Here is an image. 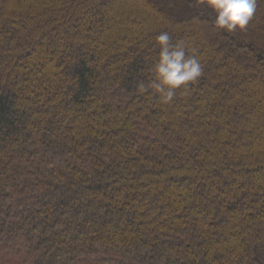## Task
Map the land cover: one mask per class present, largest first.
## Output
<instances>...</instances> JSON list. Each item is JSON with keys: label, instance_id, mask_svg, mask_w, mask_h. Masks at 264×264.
I'll return each instance as SVG.
<instances>
[{"label": "trees", "instance_id": "1", "mask_svg": "<svg viewBox=\"0 0 264 264\" xmlns=\"http://www.w3.org/2000/svg\"><path fill=\"white\" fill-rule=\"evenodd\" d=\"M24 1L0 0V264H264V0L231 32L202 0ZM165 31L203 67L168 103Z\"/></svg>", "mask_w": 264, "mask_h": 264}, {"label": "clouds", "instance_id": "2", "mask_svg": "<svg viewBox=\"0 0 264 264\" xmlns=\"http://www.w3.org/2000/svg\"><path fill=\"white\" fill-rule=\"evenodd\" d=\"M215 12L214 24L226 31L245 29L256 11V0H202ZM171 37L165 31L156 36L159 52L154 66V80L151 88L165 103L170 102L177 89L195 83L203 74L199 59L189 56L183 44H171ZM143 93L146 88L138 86Z\"/></svg>", "mask_w": 264, "mask_h": 264}, {"label": "rangeland", "instance_id": "3", "mask_svg": "<svg viewBox=\"0 0 264 264\" xmlns=\"http://www.w3.org/2000/svg\"><path fill=\"white\" fill-rule=\"evenodd\" d=\"M13 4V3H12ZM23 6H26L27 9H29L28 11H30L31 13L35 12V8L38 7V5L40 4V0H30V4H27V0L24 1V3L22 2ZM9 9V8H8ZM118 9L117 5H113L112 8L110 9V11H116Z\"/></svg>", "mask_w": 264, "mask_h": 264}]
</instances>
